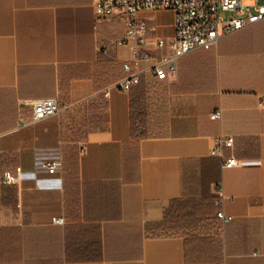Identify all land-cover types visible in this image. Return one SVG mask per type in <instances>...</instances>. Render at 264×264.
Instances as JSON below:
<instances>
[{"label": "crops", "instance_id": "0c3cea01", "mask_svg": "<svg viewBox=\"0 0 264 264\" xmlns=\"http://www.w3.org/2000/svg\"><path fill=\"white\" fill-rule=\"evenodd\" d=\"M93 1L0 0V178L14 179L0 182V264H264V20L158 80L147 70L171 53L154 43L173 13L140 11L139 83L105 97L130 48L122 17L97 19ZM47 98L69 108L20 128L24 102ZM219 135L234 140L225 159L251 163L222 168ZM174 203L206 221L190 244L157 227Z\"/></svg>", "mask_w": 264, "mask_h": 264}, {"label": "built area", "instance_id": "2783aa9c", "mask_svg": "<svg viewBox=\"0 0 264 264\" xmlns=\"http://www.w3.org/2000/svg\"><path fill=\"white\" fill-rule=\"evenodd\" d=\"M144 10L171 11L173 13L171 39L167 43L163 39H156L154 43L156 48L168 45L171 53L162 56L147 70L153 73L158 80L166 79L168 73L175 71L176 62L180 57L198 49L215 46L221 38L264 20V0H94L93 11L97 19L111 15L122 17L124 34L121 39L116 41V45H128L130 48V60L122 65L125 76L103 92L105 97L113 88L127 92L132 86L139 83L142 71L139 70L137 63L140 59L149 58L148 50L145 48L149 28L146 20L138 15L140 11ZM224 15H229V17L225 18ZM24 106L30 107V121L24 117L19 118L18 126L20 128L59 115L63 110L69 108L67 105H61L57 98L24 102ZM220 117V111L210 115L212 120H218ZM233 143L232 137L219 135L210 150L211 156L221 159L222 168L251 163L246 160H236L232 156L228 159L224 158V150L232 149ZM59 165L60 163L56 162L43 164L47 169H55ZM13 180L8 171L3 172L0 178L2 184H10ZM213 194L215 196L214 204L218 207L216 216L222 224H226L231 220V217L225 216L220 208L223 191L219 186H215ZM52 222L62 224L63 221L62 218H53Z\"/></svg>", "mask_w": 264, "mask_h": 264}, {"label": "trees", "instance_id": "16d2710c", "mask_svg": "<svg viewBox=\"0 0 264 264\" xmlns=\"http://www.w3.org/2000/svg\"><path fill=\"white\" fill-rule=\"evenodd\" d=\"M213 197L212 206L217 213L218 207L214 204L215 196L213 195ZM195 207L196 205L192 203H174L170 212L165 213L163 221L157 225L160 232L185 236L187 244H190L201 234V228L204 222L206 223V221H197Z\"/></svg>", "mask_w": 264, "mask_h": 264}, {"label": "rangeland", "instance_id": "374dc122", "mask_svg": "<svg viewBox=\"0 0 264 264\" xmlns=\"http://www.w3.org/2000/svg\"><path fill=\"white\" fill-rule=\"evenodd\" d=\"M225 16V18H228L229 17V15H224Z\"/></svg>", "mask_w": 264, "mask_h": 264}]
</instances>
